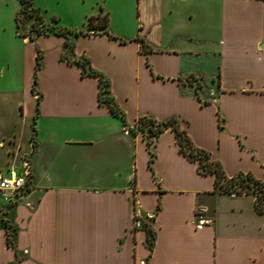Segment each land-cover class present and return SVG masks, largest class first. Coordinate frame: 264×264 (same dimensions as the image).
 <instances>
[{
  "label": "crops",
  "instance_id": "obj_1",
  "mask_svg": "<svg viewBox=\"0 0 264 264\" xmlns=\"http://www.w3.org/2000/svg\"><path fill=\"white\" fill-rule=\"evenodd\" d=\"M119 1L94 14L113 37L79 35L68 51L34 34L20 0H0V173L29 172L0 203V264H264L255 194L218 192L171 128L136 130L175 118L227 178L264 183V0ZM81 57L123 118L69 62Z\"/></svg>",
  "mask_w": 264,
  "mask_h": 264
},
{
  "label": "trees",
  "instance_id": "obj_2",
  "mask_svg": "<svg viewBox=\"0 0 264 264\" xmlns=\"http://www.w3.org/2000/svg\"><path fill=\"white\" fill-rule=\"evenodd\" d=\"M21 3V13L23 16H29L34 19L32 24V29L35 35H48L53 33L57 36H62L65 40V44L68 47V51H72L75 45V38L79 35H89V34H107L108 33V15L99 14L96 16H90L86 21V30H79L78 32H73V37L70 35V31L58 28L55 26L57 21L53 19V25H46L43 23L39 9L33 6L32 0H20ZM38 19V20H37ZM16 21L19 27V15L16 17ZM37 21V22H36ZM33 39V36H30ZM72 64H77L82 68V73L88 76H96L98 78V101L102 104H106L112 114L123 118V113L117 108L115 102L109 94V83L102 75L93 71L89 67L88 59L81 57L79 59H73L69 61ZM41 67V55L37 51L36 61H35V71H34V88L36 83V73ZM171 128L176 135L177 144L179 145L180 151L187 155L192 160L198 161V169L203 174H213L214 175V185L215 189L221 193H252L256 196V208L259 212H264V183L253 179L249 175L239 174L232 178H227L219 163L212 162L206 152L196 149L191 141L189 140L187 134L181 130L178 126V122L175 118H172L166 122H156L150 118H141L138 120L136 130L148 132L149 136H157L165 129ZM147 231V244L151 249L154 244L155 232L149 226L145 225ZM7 244L13 246L9 235H6Z\"/></svg>",
  "mask_w": 264,
  "mask_h": 264
},
{
  "label": "rangeland",
  "instance_id": "obj_3",
  "mask_svg": "<svg viewBox=\"0 0 264 264\" xmlns=\"http://www.w3.org/2000/svg\"><path fill=\"white\" fill-rule=\"evenodd\" d=\"M35 6L38 7L43 20L53 25V19L57 21L58 28L73 32L86 30L83 24L86 18L95 16L100 7L98 2L102 4H121L119 0H34ZM104 11V10H103ZM86 12H92L86 14ZM103 14H107L106 11ZM102 15V14H101ZM38 20V19H37ZM37 22V21H36Z\"/></svg>",
  "mask_w": 264,
  "mask_h": 264
},
{
  "label": "built area",
  "instance_id": "obj_4",
  "mask_svg": "<svg viewBox=\"0 0 264 264\" xmlns=\"http://www.w3.org/2000/svg\"><path fill=\"white\" fill-rule=\"evenodd\" d=\"M29 177V172L17 174L14 171H8L6 174L0 173V203L3 205L15 204L22 195ZM154 213L147 215V219L151 220ZM205 222L203 219L198 220V225ZM133 226L136 229L143 227V222L139 217H134Z\"/></svg>",
  "mask_w": 264,
  "mask_h": 264
}]
</instances>
